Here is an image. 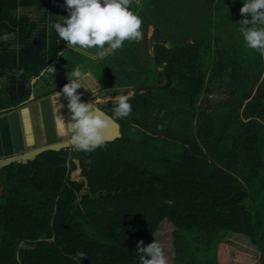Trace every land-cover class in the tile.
<instances>
[{"label": "trees", "instance_id": "1", "mask_svg": "<svg viewBox=\"0 0 264 264\" xmlns=\"http://www.w3.org/2000/svg\"><path fill=\"white\" fill-rule=\"evenodd\" d=\"M142 1L145 59L126 45L96 63L106 77L130 71L103 84L132 88L131 114L114 119L121 136L0 170V264H140L137 242L153 240L168 264H264V54L238 30L243 0L198 2L205 12L181 42L166 36L184 31L188 0ZM67 14L64 0H0V37L16 33L0 39V112L21 106L36 85L40 97L61 90L66 73L93 61L51 28ZM47 66L53 75H41ZM164 73L170 85L133 89ZM119 95L97 105L112 116ZM73 159L80 179L71 178Z\"/></svg>", "mask_w": 264, "mask_h": 264}, {"label": "clouds", "instance_id": "2", "mask_svg": "<svg viewBox=\"0 0 264 264\" xmlns=\"http://www.w3.org/2000/svg\"><path fill=\"white\" fill-rule=\"evenodd\" d=\"M136 2L139 3V0ZM64 3L67 16L50 22L51 28L58 34L59 40L66 42L67 48L90 60H104L121 49L125 41L139 42L143 38L142 19L131 9L133 0H64ZM239 11L245 17L238 21V30L246 46L264 54V0H243ZM15 38V31L5 32L0 37L4 42ZM60 55L63 56V52ZM55 71L53 66H47L41 75H53ZM15 74L18 78L21 72ZM66 75L69 82L57 92V98L63 96L67 100L70 119L66 121L59 113V109L64 107L61 104L57 109L55 125L76 150L89 153L105 145L106 129L114 119H123L131 114L130 97L119 95L112 109L113 115L108 116L93 104L81 101L77 89L83 87L80 81L86 77L81 66L77 65ZM87 90L95 96L97 84L95 88ZM167 203L171 204L172 201ZM137 253L140 264H168L164 249L156 240L147 245L138 241ZM77 256L82 260L86 254L79 252Z\"/></svg>", "mask_w": 264, "mask_h": 264}, {"label": "water", "instance_id": "3", "mask_svg": "<svg viewBox=\"0 0 264 264\" xmlns=\"http://www.w3.org/2000/svg\"><path fill=\"white\" fill-rule=\"evenodd\" d=\"M154 26V24H152ZM155 35L159 37L157 40L160 43L165 42L167 47H170V43L165 41L163 34L160 30L155 31ZM36 78L31 79V84ZM171 83V79L168 73H164L159 80L150 86H138L134 87V90L143 91L145 89H152L159 86H168ZM128 87H107L102 88L100 85L97 86V96H111L115 93H122L128 91ZM55 93V92H54ZM93 95V94H90ZM34 97L31 93L27 100H32ZM52 93L45 95L38 99L39 114L42 121V126L44 130V143L32 148H26L24 142V135L21 126V119L18 109H13L8 111L6 114L0 116V170L10 164H26L32 162L35 158L39 156L40 153L47 150H59L63 147L73 146L68 143L67 139H60V134L57 132L55 125L56 113L52 106L53 101ZM93 97V96H92ZM92 97L89 98L85 96L84 103L93 104L95 108H98L101 112L106 113L104 110L99 108L92 101ZM26 100V101H27ZM107 114V113H106ZM110 116L109 114H107ZM121 136L120 124L113 120L105 132V140L111 141ZM74 147V146H73ZM77 168L78 173L80 168L78 166V160L73 159ZM22 249L33 248L34 246L25 244L24 241L20 242Z\"/></svg>", "mask_w": 264, "mask_h": 264}, {"label": "rangeland", "instance_id": "4", "mask_svg": "<svg viewBox=\"0 0 264 264\" xmlns=\"http://www.w3.org/2000/svg\"><path fill=\"white\" fill-rule=\"evenodd\" d=\"M141 1L142 0H139V2H141ZM198 2L203 3L204 0H188L189 7H188L187 11H189V12H188V14H186V16H188L187 18H189V20L184 25V31H181L180 33H178L181 29L178 30L177 26H176V30L173 33L166 36L172 42H181L182 39L185 41H190L193 39L192 38L193 37V35H192L193 29L197 28V21L199 20L200 16L205 12V8H203V6H201V5H199ZM133 5L138 7L137 12L135 11V13H138V10H142L143 4H138L136 2V0H133L131 7H133ZM138 15L140 16V13ZM152 24L153 23L149 24V26H147V29H146V38L148 39L147 42H148V44L150 43L149 47L146 51L148 54H151V52H152V49L150 47L151 46V40H149V38L153 32V27H154V26H152ZM195 34H199V33H195ZM167 42H169V41H167ZM144 43L145 42L143 41V39H141L139 42L125 41L123 47H125L127 45V48L126 49H124L123 47L122 48L126 51V53H128V52L130 53L131 49H132L134 54L136 55L134 60L138 59V61L142 63L143 59H145L144 52H145L146 45ZM120 56H121V54H120ZM97 62H99V60H97V61L93 60L91 63H89L85 67V70L83 72L86 73V77H85V79L80 81V83L84 87V88L81 87L80 88L81 90L87 89L89 87L91 89H93L96 87V84L98 82L103 85V84H110L114 81H119V80L123 79V76L127 77L128 76L127 74L130 72V71H128L127 73H125L126 71L123 70V72L125 73L124 75L122 73L108 74V76L106 77V76H104V74H102L101 71H98L96 69V63ZM133 63L130 64V66H129L130 68H134ZM143 63H145V60ZM120 64L123 67H127L129 65V63H127V62L126 63L121 62ZM104 68H106V67H104ZM126 70H130V69H128V67H127ZM119 75H122V76L119 77ZM36 86H35V91H34L35 96L33 97V99L29 100V101L28 100L25 101L23 106L18 108V111H19V113L21 115V119H22V128H23L24 142H25L26 148H32V147H35L38 145H42L44 142V138H43L42 134L40 133L39 129H37L38 128V126H37L38 122L36 121L37 111H38L37 105H38V99L40 97V95H38V93L40 91H42L43 89H39L40 90L39 91L38 89H36V88H38V85H36ZM111 87H122V86H111ZM129 87H131V86H129ZM105 88H107V87H105ZM52 95H53L52 106H53L55 113H57V109L61 106V104H63L64 107L59 109V113H61L64 116V118L66 117L65 118L66 121L69 120L70 119V112L67 108V100L63 96H60L57 98V92L52 93ZM131 95H132V93L130 91L128 96H131ZM35 97L37 99H35ZM117 97L118 96H115L114 99H117ZM80 99L83 100L84 97L82 98V96H81ZM108 99H110V98L106 97V98H102L101 100H98V101L101 102L100 103L101 105H104V103ZM100 104L98 106H100ZM3 111H5V110H3ZM30 119H31V122H30ZM33 128H35V129H33ZM57 132H58V130H57ZM58 134H60V133L58 132ZM60 136H61L60 139H67L68 138L67 136H64L61 134H60ZM70 175H71L72 179H80V176L78 173V168L72 170ZM0 190H1V186H0Z\"/></svg>", "mask_w": 264, "mask_h": 264}, {"label": "flooded vegetation", "instance_id": "5", "mask_svg": "<svg viewBox=\"0 0 264 264\" xmlns=\"http://www.w3.org/2000/svg\"><path fill=\"white\" fill-rule=\"evenodd\" d=\"M153 31H154V27H153ZM152 34H153V32H152ZM151 34V35H152ZM155 39L156 40H159V37L158 36H156L155 37ZM101 86L102 88H105V87H103V85L102 84H100L99 82L97 83V86ZM87 89H91L90 87L89 88H87ZM87 89H83V90H81L80 88L77 90L78 92H79V94H81L82 92H84V93H86L85 95H83V94H81V96H82V98L83 97H85V96H88L89 94H92V92L91 91H89V90H87ZM60 91V90H59ZM34 95V94H33ZM35 96V95H34ZM99 100H101L102 98H106V97H99V96H97V94L95 95ZM39 98H41V97H39ZM35 99H37L36 97H35ZM85 99V98H84ZM29 101V100H28ZM101 103V102H100ZM24 104V103H23ZM23 104L21 105V106H23ZM21 106H19V107H21ZM38 106V105H37ZM18 107V108H19ZM18 108H16V109H18ZM37 119H36V121L38 122V124H37V126H38V128L37 129H39V131H40V133L42 134V136H43V138H44V140H45V137H44V130H43V126H42V121H41V118H40V114H39V107H37ZM8 111H1L0 112V116L1 115H3V114H6ZM20 114V113H19ZM20 119H21V115H20ZM30 122H31V119H30ZM21 126H22V119H21ZM33 129H35V128H33ZM22 130H23V128H22ZM44 143V142H43ZM1 186V185H0Z\"/></svg>", "mask_w": 264, "mask_h": 264}, {"label": "bare ground", "instance_id": "6", "mask_svg": "<svg viewBox=\"0 0 264 264\" xmlns=\"http://www.w3.org/2000/svg\"><path fill=\"white\" fill-rule=\"evenodd\" d=\"M124 87H128V86H124ZM129 89H128V91H130L132 88H130V87H128ZM128 91H124V92H122V93H119V94H123V93H125V92H128ZM56 92H60V91H55V93ZM34 94V93H33ZM81 94H83V95H85L86 93H84V92H82ZM81 94H80V97H81ZM48 95V94H47ZM93 96V97H92ZM111 96H113V95H111ZM111 96H102V97H111ZM90 97H92V101H90V102H94L96 105H97V103L98 102H100V101H98L99 99L96 97V96H94V95H90L89 94V98ZM97 99V100H96ZM85 100V99H84ZM81 101L83 102V100L81 99ZM98 106V105H97ZM99 107V106H98ZM100 108V107H99ZM13 109H16V108H12V109H10V110H5V111H11V110H13ZM66 118V117H65ZM70 147H73V146H67V147H63V148H61V149H67V148H70ZM60 150V149H59Z\"/></svg>", "mask_w": 264, "mask_h": 264}]
</instances>
